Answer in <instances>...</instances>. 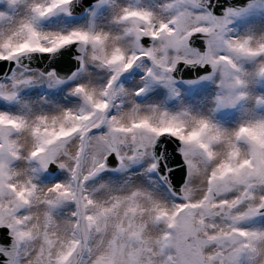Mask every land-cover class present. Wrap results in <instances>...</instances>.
<instances>
[{
	"label": "snow or ice",
	"instance_id": "snow-or-ice-1",
	"mask_svg": "<svg viewBox=\"0 0 264 264\" xmlns=\"http://www.w3.org/2000/svg\"><path fill=\"white\" fill-rule=\"evenodd\" d=\"M75 2L0 0V264H264V0Z\"/></svg>",
	"mask_w": 264,
	"mask_h": 264
},
{
	"label": "bare ground",
	"instance_id": "bare-ground-1",
	"mask_svg": "<svg viewBox=\"0 0 264 264\" xmlns=\"http://www.w3.org/2000/svg\"><path fill=\"white\" fill-rule=\"evenodd\" d=\"M223 2V6L224 7H226V0H224V1H222ZM94 4H96V3H94ZM215 6V5H214ZM100 9H102V8H98L97 10H100ZM5 10H6V6H5ZM88 10H86L83 14H81V15H78V13H76L74 16H72L73 18H69L68 17V20H71V21H65V20H62V21H60V20H52V18H49L52 22L50 23V25L49 26H47V25H45V24H42L44 27H46V28H57V27H61V26H63V25H66V23L67 24H70V23H76V22H82V21H86L89 17H86L87 16V14L89 13V11L87 12ZM91 11V10H90ZM99 12H101V13H99L98 15H96L97 16V18L98 19H101V18H104L106 15H107V10H101V11H99ZM74 14V13H73ZM96 14H97V12H96ZM259 18V17H258ZM240 30H242V29H240ZM17 70V69H16ZM19 70H21L22 71V69H19ZM20 71H17V73H19ZM5 79V77L2 79V80H4ZM45 91H46V89H45ZM21 92H22V95L23 94H25V93H27L28 95H30V96H33V97H35V96H39L40 95V92H43V90H39V91H33V92H29L27 89H22L21 90ZM59 96H60V94L56 97V98H59ZM49 97H53V98H55L52 94H50L49 95Z\"/></svg>",
	"mask_w": 264,
	"mask_h": 264
},
{
	"label": "water",
	"instance_id": "water-1",
	"mask_svg": "<svg viewBox=\"0 0 264 264\" xmlns=\"http://www.w3.org/2000/svg\"><path fill=\"white\" fill-rule=\"evenodd\" d=\"M222 1H224V0H214V5H215L214 7L223 6ZM247 2H248V0H226V7L244 6ZM25 63H29V62H25ZM29 66L35 68L37 65L33 61V62L29 63ZM45 67H46V65H45ZM6 69H7V72L11 71V67L8 66L7 63H6ZM7 72L6 73H0V80H2L6 76Z\"/></svg>",
	"mask_w": 264,
	"mask_h": 264
},
{
	"label": "rangeland",
	"instance_id": "rangeland-1",
	"mask_svg": "<svg viewBox=\"0 0 264 264\" xmlns=\"http://www.w3.org/2000/svg\"><path fill=\"white\" fill-rule=\"evenodd\" d=\"M96 12H97V8H93L91 11H89V13L87 14L86 17H89L92 13H95L96 14ZM257 19H260V18L257 17ZM52 20H56L57 21L58 19L57 18H52ZM63 20H65V21H71V20H68V17H65ZM51 22L52 21L50 19H48V20L42 21L41 23L49 26ZM237 28L240 30L239 25L237 26ZM16 71H21V70L17 69ZM42 90H43V92H40V95L49 96L50 94H52L56 98L60 94L58 92H50L47 89H46V91H45V89H42Z\"/></svg>",
	"mask_w": 264,
	"mask_h": 264
},
{
	"label": "flooded vegetation",
	"instance_id": "flooded-vegetation-1",
	"mask_svg": "<svg viewBox=\"0 0 264 264\" xmlns=\"http://www.w3.org/2000/svg\"><path fill=\"white\" fill-rule=\"evenodd\" d=\"M93 8H94V7L92 6L90 10H92ZM97 9H98V8H97ZM90 10H89V11H90ZM101 10H103V8L100 9V10H97V14H96V15H98L99 13H101V12H99V11H101ZM104 10H106V9H104Z\"/></svg>",
	"mask_w": 264,
	"mask_h": 264
}]
</instances>
